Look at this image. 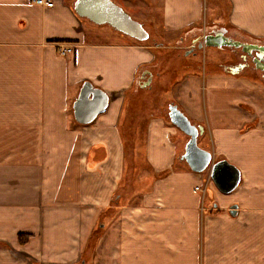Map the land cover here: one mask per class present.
<instances>
[{"label": "crops", "instance_id": "0c3cea01", "mask_svg": "<svg viewBox=\"0 0 264 264\" xmlns=\"http://www.w3.org/2000/svg\"><path fill=\"white\" fill-rule=\"evenodd\" d=\"M52 1L0 0V264H264V83L223 68L204 85L206 60L180 57L205 34L207 0H115L143 25L161 18L152 43L101 34L109 24L79 15L75 0ZM209 1L229 7L233 33L264 39V0ZM187 67L196 73L178 78ZM85 81L109 97L89 123L73 111ZM173 102L203 126L213 161L240 171L228 193L211 178L206 212L194 186L210 171L182 158Z\"/></svg>", "mask_w": 264, "mask_h": 264}, {"label": "water", "instance_id": "95a60500", "mask_svg": "<svg viewBox=\"0 0 264 264\" xmlns=\"http://www.w3.org/2000/svg\"><path fill=\"white\" fill-rule=\"evenodd\" d=\"M74 9L76 12L93 22L107 23L116 30L122 31L136 39L144 40L149 37V31L143 23L134 19L121 5L113 0H75ZM205 43L211 44L207 35ZM227 43L224 35L214 38L215 46L222 47ZM230 44L232 42H229ZM240 44V43H239ZM203 43L199 44L201 48ZM142 74V78L145 76ZM151 80H142V86ZM108 94L99 87H95L91 82L85 81L80 88L79 94L73 102V111L76 120L82 123H89L96 116L103 112L108 105ZM169 116L176 126L189 136L185 145V152L182 158L185 159L190 168L196 172L209 169L210 176L215 185L225 193L231 192L240 182L239 169L226 159L213 161L212 152L202 148L198 144V137L204 132L202 125L192 122L176 103L169 105ZM236 204L230 208L231 213H235Z\"/></svg>", "mask_w": 264, "mask_h": 264}, {"label": "rangeland", "instance_id": "374dc122", "mask_svg": "<svg viewBox=\"0 0 264 264\" xmlns=\"http://www.w3.org/2000/svg\"><path fill=\"white\" fill-rule=\"evenodd\" d=\"M115 1V0H113ZM116 2V1H115ZM219 2V0H218ZM117 3V2H116ZM216 3V4H215ZM222 4L221 5H217V1L216 2H212V1H209L207 0L206 1V13L208 12V15L211 16V18H208V22L206 23V28L203 29V31L205 30V34H201L203 32L199 34H195L192 38L189 37L188 40H184V42H182V48L180 49L181 50V55L180 57L186 55L185 54V51H190V53L192 51H194L195 53L194 54H191L189 56V59H193L194 61H205L208 63L209 65V68L208 70H205L204 69V74L201 72V79L203 80V84L204 85H207L208 84V80L210 78H222L224 75L223 73V68L229 73L231 72L230 70V67H229V64H235L239 61L242 60L241 58V54H242V48L238 46V44L236 46H234L233 44L232 45H227V46H222V47H218V46H215V45H207L205 44V37L208 35V34H213V32L217 31V30H220L221 28L225 29V35L229 38H232L233 41H237L239 42L240 44L244 45V44H258V45H264V39L262 38H253V37H250L244 33H241V34H235L232 32V28L229 26L228 22H227V19L225 18L228 13V10H229V7L225 5V2L224 1H221L219 2ZM120 5V4H119ZM227 5H228V2H227ZM136 19V18H134ZM146 19H150V20H154L155 21V24L154 25H157V26H150L149 24H144V27L150 31V36L146 39L147 42H154V41H158V40H155L153 39V32L155 30H163V27H161V18H146ZM146 25V26H145ZM103 30L101 32V34H108V36H110L109 34L112 35L111 32H114V31H117L115 28H113L112 26H109V25H103ZM102 28V27H101ZM97 30H102V29H98L96 28V31ZM215 30V31H214ZM229 31H231L232 33L230 34ZM228 32V33H227ZM114 34V33H113ZM113 37H115L114 35H112ZM108 38H111V37H108ZM132 41L134 39H131ZM163 40L164 42L168 43L171 41H173V43H179L180 42V39H171V38H163L161 39ZM198 41V42H197ZM202 42L203 45H205L203 48H204V51L202 50V48L200 49L199 48V43ZM181 43V42H180ZM179 43V44H180ZM233 59V62L230 63L228 62L225 63L227 65V67H225L226 65L223 64L225 61V59ZM220 64H223V66H221V70H220ZM188 71V72H187ZM190 71V72H189ZM193 71H195L193 68H179L175 74L177 75L178 78L180 77H183V75L185 73H192ZM235 71V70H234ZM237 72H242L244 74H247L248 76H245L244 75V78H248V79H257L258 81L260 82H263L264 83V76H263V72L261 70H257L254 65H249L246 69H240L239 71ZM196 73V71H195ZM241 73V74H242ZM250 73V74H249ZM254 74V75H253ZM146 75H148L147 73L145 74V78H146ZM212 76V77H211ZM171 94H172V91L171 89H165V88H161L160 89V92L158 93V95L160 96V98L164 99V98H168V97H171ZM174 103V102H173ZM169 108V106H168ZM198 125V124H197ZM180 134L183 136V133H181L180 131ZM188 136L187 135H184L183 136V139H182V142H184V140H187L188 141ZM138 141H137V144H138V147L139 146H143V142L141 140V136H138ZM209 170V169H207ZM211 180L209 179V177H207L206 179H204L203 181H201L200 183L198 184H206L207 185V191H206V195H205V203H204V206H205V209H202L203 211L202 212H206V210L208 208H212V205H210V191H209V187H210V184H211ZM148 184H144V186H147ZM197 185V184H196ZM131 187H134V192H137L140 190V188L138 187V183L136 184H130ZM195 187V186H194ZM132 190V191H133ZM195 190V189H194ZM199 195H200V198H201V203H200V208H202L201 206L202 203H203V200H202V195H201V192L200 191H196ZM138 195H131V198H130V203H137L138 202ZM207 208V209H206Z\"/></svg>", "mask_w": 264, "mask_h": 264}, {"label": "flooded vegetation", "instance_id": "af4514ba", "mask_svg": "<svg viewBox=\"0 0 264 264\" xmlns=\"http://www.w3.org/2000/svg\"><path fill=\"white\" fill-rule=\"evenodd\" d=\"M221 35L226 36L225 35V29H223V28L213 32V34H208L209 39H212V37L216 38V37L221 36ZM206 37H205V40H206ZM231 41H233L232 38L227 37V42L229 43ZM234 42H236L238 44V46L242 48V54H241L242 60L235 63V64H232V66L230 68L232 70L239 71L240 69H246L249 65H254V67L257 70H261L263 72V76H264V45H258V44H252V45L251 44H244V45H242V44H239V42H237V41H234ZM227 45H232V43L231 44L230 43L225 44L224 46H227ZM236 45H234V46H236Z\"/></svg>", "mask_w": 264, "mask_h": 264}, {"label": "built area", "instance_id": "2783aa9c", "mask_svg": "<svg viewBox=\"0 0 264 264\" xmlns=\"http://www.w3.org/2000/svg\"><path fill=\"white\" fill-rule=\"evenodd\" d=\"M35 2L45 5V6H52L54 4V2L52 0H34ZM57 47V51L58 53H60L61 55H65L67 53H72L74 52V45L70 44V43H65V42H60L58 41V43L56 44ZM209 179L211 180V176L209 173ZM195 191H200L201 195H202V209H205L204 203H205V195H206V191H207V185L206 184H197L194 187Z\"/></svg>", "mask_w": 264, "mask_h": 264}, {"label": "trees", "instance_id": "16d2710c", "mask_svg": "<svg viewBox=\"0 0 264 264\" xmlns=\"http://www.w3.org/2000/svg\"><path fill=\"white\" fill-rule=\"evenodd\" d=\"M210 42H211V44H209V45H214V44H212L213 42H214V38L212 37V39H210ZM232 42V44H237L236 42H234V41H231ZM234 42V43H233ZM226 44H229L228 42L226 43ZM225 45V44H224ZM21 239V238H20Z\"/></svg>", "mask_w": 264, "mask_h": 264}]
</instances>
